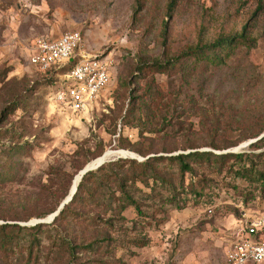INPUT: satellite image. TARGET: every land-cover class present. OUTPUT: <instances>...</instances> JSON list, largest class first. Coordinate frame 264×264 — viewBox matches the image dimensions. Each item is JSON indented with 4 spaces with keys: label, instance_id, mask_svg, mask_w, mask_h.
<instances>
[{
    "label": "rangeland",
    "instance_id": "rangeland-1",
    "mask_svg": "<svg viewBox=\"0 0 264 264\" xmlns=\"http://www.w3.org/2000/svg\"><path fill=\"white\" fill-rule=\"evenodd\" d=\"M170 1L144 0L136 12L138 0H0V154L25 146L13 156L18 166L14 180L0 186V222L3 217L28 225L50 221V214L38 215L54 206L80 169L103 150H121L123 158L141 162L152 155L188 152L181 148L190 137L183 135L191 133L196 144L204 143L195 150L245 156L225 164L196 162L194 173L184 178L174 164L161 163L166 180L130 189L143 213L129 207L125 218L108 229L113 240L97 259L101 264H229L228 251L240 227L264 216V138L245 145L253 139L242 140L233 128L226 130V141L217 140L222 147L213 148L207 136L197 133L202 113L182 91L187 83L160 73L155 78L164 93L182 91L171 116L183 130L167 128L141 138L138 128L123 123L129 105L126 83L141 61L175 57L198 43L241 33L247 24L248 35L257 38L255 47L249 53L238 49L210 74L202 92L191 89L188 94L204 107L216 101L217 109L220 100L235 102L230 94L237 91L264 115V0H178L172 10ZM73 31L84 38L79 50L110 59L113 71L109 87L78 113L53 97L66 78L30 64L38 37L55 39ZM228 144L232 146L223 147ZM171 147L180 149L163 152ZM136 149L152 153L144 156ZM120 153L108 156L117 159ZM104 231L90 228L85 236H104Z\"/></svg>",
    "mask_w": 264,
    "mask_h": 264
},
{
    "label": "trees",
    "instance_id": "trees-1",
    "mask_svg": "<svg viewBox=\"0 0 264 264\" xmlns=\"http://www.w3.org/2000/svg\"><path fill=\"white\" fill-rule=\"evenodd\" d=\"M138 2L136 12L139 11L144 0ZM177 3L178 0H171L168 8L172 10ZM259 9L260 7L257 8ZM247 31L246 24L241 33L221 35L210 43H198L175 57L154 62H139L126 83L127 91L128 87L130 89L127 96L129 105L123 117L124 125L138 128L141 138L146 132L160 134L167 128L182 131V123L171 116V111L177 110L178 104L181 103L180 94L183 91L192 98L195 109L202 113L201 127L197 133L200 134V138L207 136L211 140L209 145L213 148H221L222 145H219L217 140L226 141L228 139L226 130L233 128L240 131L242 140L255 139L264 134V115L256 111L250 100L243 99L245 95L232 91L230 95L235 94V102L229 99L228 102L220 100L218 103L221 105L216 109V101L211 102V106L204 107L199 105L197 97L188 94L191 89L202 92L210 79V74H213L218 67L227 64L231 55L238 49L249 53L255 47L257 38L250 37ZM74 62L75 60H72L55 72L68 73ZM157 73L180 77L188 86H181L182 91L178 90L175 94L164 93L155 78ZM135 82H137L136 86ZM183 136L190 137L181 148L184 151L189 150L188 152L176 155H152L141 162L121 157L88 171L79 182L72 200L64 205L51 222L28 225L9 221L3 217L4 221L0 222V264H101L102 261L97 259L98 254L100 252L104 254L106 250L102 251V249L109 247L113 240L108 229L113 228L117 220L125 218L124 212L129 207H134L138 215L143 213L139 200L130 189L140 190L138 183L150 188L151 180L153 184L166 180L168 172L166 167L160 165L161 163L174 164L177 173L184 178L186 174L194 173L196 162L225 164L229 158L243 159L245 156V153L215 154L212 151L195 150L204 143L196 144L197 139H194L191 133H185ZM263 138L264 136L252 142V145ZM230 146L232 144L223 147ZM24 149L23 145H15L0 154V186L14 180L18 166L13 156L22 153ZM179 149L164 148L163 152ZM135 151L144 156L152 153L151 150L136 149ZM104 153V150L101 151L94 159ZM127 168H132L131 172L127 173ZM72 183L61 199L38 217L43 218L55 213L69 195ZM195 194L201 195L198 190ZM83 208H88L89 211L96 210V213L83 211ZM89 227L103 228L105 235L87 238L85 232L90 229Z\"/></svg>",
    "mask_w": 264,
    "mask_h": 264
},
{
    "label": "built area",
    "instance_id": "built-area-1",
    "mask_svg": "<svg viewBox=\"0 0 264 264\" xmlns=\"http://www.w3.org/2000/svg\"><path fill=\"white\" fill-rule=\"evenodd\" d=\"M83 40L79 31L55 39L41 36L34 41L30 56V64L43 73L75 60L68 73H58L66 79L53 92L57 104L74 113L88 110L113 78L110 59L79 50ZM240 228L228 251L229 264H264V216Z\"/></svg>",
    "mask_w": 264,
    "mask_h": 264
},
{
    "label": "water",
    "instance_id": "water-1",
    "mask_svg": "<svg viewBox=\"0 0 264 264\" xmlns=\"http://www.w3.org/2000/svg\"><path fill=\"white\" fill-rule=\"evenodd\" d=\"M263 136H264V134H262L260 137H258V138H256V139H253V140H251V141L245 143V145L250 144V143H252V142H254V141L258 140V139H261ZM111 152H115V153H116L117 151H113V150H112ZM106 154H107V152H105L101 157H99V158H98L99 161H97L96 163H94L95 161H94V162H90V163H88V164H87V165H86V166H85V167L79 172V175H81V176H80V180H79V182L81 181L83 175L86 174L88 171L95 170V169L99 168L100 166H102L105 162L116 159V158H108V159H106V158H105V155H106ZM122 156H123V155H119L117 158L122 157ZM123 157H126V156H123ZM133 157H134V156H133ZM76 178H77V176H75V178L73 179V183H72V186H71V189H70L69 195L66 197V199L63 201V203L60 205L59 209H58L55 213H53V214L50 215L49 219L53 220L54 217L57 216V215L59 214L60 210L64 207V205L67 204V203H69V202L72 200L74 194L77 192L78 185H79V183L76 185V180H77ZM51 220H50V221H51ZM50 221H47V220L43 219V220H40L39 222H50ZM35 224H36V223H35Z\"/></svg>",
    "mask_w": 264,
    "mask_h": 264
},
{
    "label": "bare ground",
    "instance_id": "bare-ground-1",
    "mask_svg": "<svg viewBox=\"0 0 264 264\" xmlns=\"http://www.w3.org/2000/svg\"><path fill=\"white\" fill-rule=\"evenodd\" d=\"M120 151H121V150L117 151L116 153H120ZM106 152H107V154L105 155V158H106V159L111 158L112 155L116 154L115 152H111V151H106ZM109 153H113V154L109 157V156H108ZM129 153H130V155H132L131 157L136 156V155H135L133 152H131V151H129ZM119 155H123V154L120 153ZM94 161H95V162H94ZM94 161H92V162L96 163V162L99 161V160H98V158H97V159H95ZM76 176H77V178H76V179H77V180H76V185H77V184L79 183V180H80V176H81V175L77 174ZM74 178H75V177H74Z\"/></svg>",
    "mask_w": 264,
    "mask_h": 264
}]
</instances>
